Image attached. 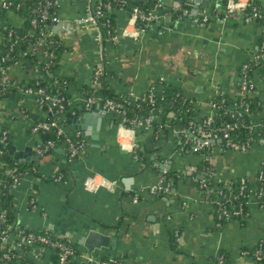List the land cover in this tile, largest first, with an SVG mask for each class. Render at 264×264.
<instances>
[{
  "label": "crops",
  "instance_id": "0c3cea01",
  "mask_svg": "<svg viewBox=\"0 0 264 264\" xmlns=\"http://www.w3.org/2000/svg\"><path fill=\"white\" fill-rule=\"evenodd\" d=\"M4 1L0 0V45L5 26L24 24L20 14L4 10ZM258 1L264 15V0ZM88 2L57 0L55 14L61 23L53 29L68 47L54 71L57 79L71 80L66 81V92L74 104L67 112H91L80 117L83 130H73L66 115L61 118L68 134L79 132L85 139L80 156L68 162L63 141H57L45 158L38 155L36 147L45 139L43 133H33L32 127L54 119L56 114L25 97L17 103L22 106L21 101H25L22 107L27 113L22 114L13 106L10 92L8 99L0 102V130H9L17 150L28 153V159L21 162L33 164L36 170L13 188L19 221L31 230L68 239L79 248L78 238L93 229L118 237L116 248L102 247L93 252L95 261L118 256L124 264H219L218 259L224 255L223 264H257L245 252L264 242V206L252 199L244 219L216 225L214 200L205 197L200 186L211 178L209 170L201 166L199 156L192 151L180 150L182 136L177 127H160L162 118L157 115L151 126L120 130L122 114L93 113L95 106L104 110L97 104L91 110L80 106L86 92H93L101 101L104 86L113 96L129 100L150 88L158 93L181 89L194 98V121L198 122L210 114L209 104L218 91L236 100L239 68L255 59L264 25L228 16L227 0H164L157 11L158 21L140 40H119L116 35L108 41H97L92 27L77 22L85 15ZM183 3H193L196 14L186 10L183 17L174 18L172 10ZM113 18L118 27L127 25L129 12L116 9ZM98 68L104 78L94 90L93 73ZM259 69L253 76L252 96L258 102L252 116L255 124L264 123V75ZM11 73L16 82L26 80L25 84L33 75L22 65ZM140 154L147 160H141ZM209 160L217 183L242 176L256 183L257 173L264 166V140L258 139L247 150L225 149L216 141ZM164 165L178 170L180 179L177 185L172 183V189H177L174 195L160 197L151 194L149 187L159 182ZM94 177L98 185L90 190L88 181ZM113 181L117 183L111 186ZM176 231L180 232V242L175 238ZM53 254L48 248L45 263H53ZM88 259L81 249L75 263Z\"/></svg>",
  "mask_w": 264,
  "mask_h": 264
},
{
  "label": "trees",
  "instance_id": "16d2710c",
  "mask_svg": "<svg viewBox=\"0 0 264 264\" xmlns=\"http://www.w3.org/2000/svg\"><path fill=\"white\" fill-rule=\"evenodd\" d=\"M11 2V5L4 9L15 12L24 17V24L21 26L7 25L5 26V32H11L12 34L7 36L4 39L5 44L1 43L0 45V61L2 57L8 55L9 59L3 62V64L10 65L14 69L15 67L23 66L27 69L30 67H35L36 72L33 73L31 78L27 80V84L37 89L39 87H44L46 92L52 94L58 89L61 84H64L65 81L69 82L71 80H61L57 79L54 75V71L59 63V60L62 54L67 50V45L65 44L63 38L59 33L54 32L52 36V43L49 46V52L51 53L49 61H52L54 64L50 66L48 60H44L42 53L33 49L32 45L34 44L35 38L40 32L44 29V23L53 24V16L56 15V6L49 5L47 0H8ZM108 1L112 2V11H109L106 8ZM92 0L91 7L92 10H97L101 5L102 10L104 11V16L99 18V26L102 31L103 39L108 41L110 36L107 34V30L111 29L112 36L117 35L118 25L113 18V11L116 9L124 8L128 12L132 11L134 6H138L142 9L143 12L147 13L149 10L154 9L158 3L163 6L164 0ZM252 5L260 7L258 0H253ZM160 8H156L158 11ZM194 9L193 3H183L182 5L176 7L174 11V18H181L185 15L187 10L189 14L192 13ZM261 9V7H260ZM248 10L244 13L246 14ZM110 13L112 18H110ZM46 15L47 18L42 20V16ZM33 19H37L36 24L32 23ZM257 23L264 25V15L256 19ZM108 23L109 26H108ZM143 23L141 22V25ZM34 32V33H33ZM41 51V48H40ZM259 53H264V34L261 36L259 41ZM261 60V59H260ZM255 60L248 63V67L243 69L244 64L239 68V85L242 79L252 78L254 76V71L259 69L260 72L264 75V59L261 60L262 66L254 64ZM11 69V70H13ZM48 69L49 72H45ZM11 72L8 77V81L11 83V86L8 87V90L5 94L0 95L1 100L8 99V93L12 89L22 88L25 85V81L20 80L16 82L15 78L11 76ZM46 80H42V79ZM104 78V76L102 77ZM37 80L41 81V84H37ZM56 80L58 82H56ZM50 83V86H49ZM105 96H113L110 92V89L106 86L102 88ZM59 93L69 97L67 92L64 90H59ZM150 91H147L143 94L144 99L136 101L134 104H125L123 108V114L127 118L125 124L126 126H132V119H143L144 115L148 112L154 113L155 110H159V114L162 118V124L164 127L174 128L179 127L180 129L186 128L189 121L194 119L195 109H194V98H189L184 95L181 89H165L162 93H156L154 95L155 102H150L149 98ZM241 95H237L236 100H230V97L224 92L220 91L213 97V101H216L219 105V110L213 114V125L212 127L224 126L226 124L238 123V127L234 128L231 131L230 139L232 142H237L239 144H247L248 149L257 142L261 134H264V127L258 132L251 131L248 126L252 122V116L257 110V101L253 96H248L245 98V101L250 105V112L252 116L247 114H240L238 112V107L240 103ZM223 101V102H222ZM173 112L174 117H169V113ZM58 116L53 117L54 119ZM166 127V128H167ZM207 127V126H206ZM2 129H7L3 127ZM45 140L55 138V131L50 130L42 134ZM2 131H0V149L3 151L1 156L0 163V230H5L7 234L15 235L17 232H20L21 235L30 237L29 239L33 240L39 245L47 246L46 242H42L39 239V236H45L53 241H59L72 246L75 254L80 253L81 249L79 247H74L71 241L68 239H61L53 236L48 231H35L29 228H26L20 221L17 211V205L14 200L13 188L15 180H21L24 176L35 174V166L33 164H25L21 162L22 160L16 158L14 154H11L8 150V146L13 145L12 139L8 138L3 143L1 142ZM227 141V139H226ZM225 140L222 141V146L225 149H234L227 148L224 146ZM50 152V151H49ZM49 152L44 154V158L49 154ZM199 156L201 160V166H204L206 169L213 171L214 168L209 159H205V156L211 155L210 149H204L198 153L192 152ZM141 157V154H140ZM205 159V160H204ZM141 160H147V158H142ZM12 171V172H11ZM260 173V170L257 173V177ZM256 183L250 182L246 176L237 177L231 179L228 183L219 182L217 183L213 177L207 178V186L203 189L205 190L204 196L213 199L216 206L215 211V222L216 225H223L225 222L231 221L233 219L242 220L243 217L247 216L249 213V201L250 194L257 191L258 186L263 188L264 192V178L257 180ZM180 179V174L178 170L169 168L166 174V180L177 185ZM245 182H242V180ZM243 187V191H241ZM222 191V193H220ZM224 194V195H223ZM215 195V196H213ZM238 195V198L233 199L231 202H227L229 198ZM261 205V204H260ZM263 206V205H262ZM32 207V204L30 205ZM241 209L243 215L232 214V216L227 219L223 214L225 210H237ZM3 215V216H1ZM2 235H0V264H38L31 258V246L27 242H24L22 245V250L19 251L14 247H11L10 244L2 247ZM259 245V244H258ZM258 245L253 249L249 250L248 254L253 256L254 252L258 249ZM59 250L56 248V253L51 256V260L54 264H59L60 256ZM224 256V255H223ZM226 257V256H225ZM119 261H123L122 257H115ZM109 258H102L101 261H107ZM100 262L99 264H102ZM264 263V258L262 259ZM69 264H76L75 261H71ZM124 264V263H123ZM227 264V263H226Z\"/></svg>",
  "mask_w": 264,
  "mask_h": 264
},
{
  "label": "built area",
  "instance_id": "2783aa9c",
  "mask_svg": "<svg viewBox=\"0 0 264 264\" xmlns=\"http://www.w3.org/2000/svg\"><path fill=\"white\" fill-rule=\"evenodd\" d=\"M92 0H89L87 5V11L84 16H81L77 19V22L89 27H92L95 30V39L97 41H102L103 35L101 28L99 26V18L101 16H104V11L101 8V5L97 8V10H92L91 5ZM123 2H126L124 0ZM253 0H227L225 12L228 16H239L242 17L244 21L251 22L253 20H256L257 18H260L263 16L262 10L260 7L252 5ZM47 3L49 5L57 6V0H47ZM4 8H8L11 5V2L8 0H5L2 3ZM162 5L158 3L154 9L149 10V12L145 13L142 11V9L138 6H134L132 8V11L129 12V19L127 22V25H125L124 29V36H128L134 40H140V38L144 35L146 31H148L150 28H152L156 22L159 19V15L157 13L156 8H160ZM106 8L109 11H112V2L108 1L106 4ZM246 10V14L244 13ZM188 12V11H186ZM47 18L46 15L42 16V20H45ZM110 18H112V15L110 13ZM53 24L50 25L49 23H44V29L40 32L39 35L36 36L34 44L32 45V48L41 52L42 56L44 58H47L46 60L49 61L51 53L49 52V46L51 45L52 36L54 34V27L58 24H60V19L58 16H53ZM204 20L207 21V16L204 17ZM37 19H33L32 23L36 24ZM141 22L143 23L141 25ZM110 23H108L109 26ZM34 33V32H33ZM162 33V31H160ZM12 33L9 32L8 35L10 36ZM107 34L110 36L111 39H114L115 36H112L111 29L107 30ZM7 33L2 34V43L5 44L4 39L7 38ZM41 48V51H40ZM264 53H257L255 57L254 64L258 65V67L262 66L261 60H263ZM8 55H5L2 57V60L0 61V95L5 94L8 90V87L11 86V83L8 81L9 74L11 72L12 66L3 64L6 60H8ZM261 59V60H260ZM51 64H54L52 61H49L47 63L48 66ZM248 63L244 64L243 69H246L248 67ZM32 73H35V67L29 68ZM45 72H49L48 69L45 70ZM103 77V71L101 68H98L93 73V79H92V86L93 89L96 90L98 87L101 86L102 78ZM42 80H46L45 78ZM37 84H41L40 80L36 81ZM56 82H58L56 80ZM50 86V83H49ZM64 90L66 92L67 89V82L65 81L64 84H61L58 89L55 91V93H48L44 89V87H39L37 89L33 88L29 84H25L22 88H19L20 92L23 94V97L25 98H33L35 102H37L41 107L47 108L49 111H52L54 108L56 109L55 114L58 116L55 119L43 121V122H37L32 127L33 133H46L50 130L55 131V138L44 140V142L36 147V152L38 155L42 156L45 153L49 152L52 148H54L57 144V141H63L64 144H66V158L68 162H73L75 159H77L80 156V153L84 150L86 142L83 136L78 132L74 135L68 134L65 131L63 122L61 121V118L64 116L67 110L72 107L74 104L73 100H71L70 97H66L65 95L59 93V90ZM255 89V82L252 78H244L241 80L239 85V94L240 97V103L238 107V112L240 114H247L248 116H252L250 112V105L245 101V98L248 96H252ZM148 91L150 102L154 103V95L157 93V91L154 88H150ZM218 91L217 93H219ZM216 93V94H217ZM141 99H144L143 95L137 97L135 100H129L125 98H120L116 96H104L101 101H97L95 99V95L93 92H86L84 94L82 106L80 108H83L84 110H91V108L97 104L101 106L104 110L107 112H113L115 114H122L123 120L119 123L120 130H134L137 126H151L153 123H155L156 118V110L154 113H146L143 117V119H132L131 124L132 126H126L125 122L127 118H125L123 114V108L125 104H134L136 101H139ZM223 102V101H222ZM22 106L25 105V101H21ZM20 105V104H19ZM210 108L211 112L206 117L202 118L200 121L195 122L194 119H191L187 125L186 128L180 129L177 127V130L180 132L182 139L180 141L179 148L181 151H192L195 153H198L204 149H210L212 150L213 143L212 140H218L227 141L225 142L224 146L227 148H234L239 150H247L248 146L247 144H239L237 142H232L230 139L231 131L238 127V123L233 124H226L224 126L219 127H212L213 125V114L219 110V105L216 101L211 100L210 102ZM22 106H16L15 109L21 110L22 114H26L27 109L25 110ZM169 117H174V113L170 112ZM207 126V127H206ZM160 127H164L163 124L160 125ZM264 127V123H257L255 124L252 120L251 124H249L248 128L253 132H258L261 130V128ZM175 128V127H174ZM2 131V137L1 142L3 143L6 139L11 138L10 132L8 129H1ZM259 139L264 140V134H261L259 136ZM133 149V148H132ZM3 151L0 149V163L1 156ZM211 155L205 156V159H210ZM204 159V160H205ZM168 169L163 168V172L161 175V178L159 182L155 183L154 185H151L149 187V192L151 194H154L156 196H163L166 194H169L172 192V184L166 180V174ZM12 172V171H11ZM212 171L209 170V175L212 177ZM97 176V174H96ZM264 178V166L260 168V173L257 177V180H261ZM60 179V177L57 178V180ZM242 182H245L243 179ZM19 183V180H15V184L17 185ZM117 183V181L110 182V185L113 186ZM98 184H96V179L89 178L88 181V188L90 190H94L97 187ZM200 186L202 188L207 186L206 181H203L200 183ZM244 189L241 187L242 192ZM222 193V191H220ZM224 195V194H223ZM249 201L247 204L251 202L252 199L256 200L258 204H261V206H264V192L263 188L261 186H258L257 191L249 195ZM238 198V195H235L234 197H231L228 199L227 202H231L233 199ZM134 201H138V197H134ZM33 203V201L31 202ZM215 203V202H214ZM223 214L226 216L227 219H229L232 214L236 215H243L241 209L237 210H225ZM3 216V215H1ZM0 235H2V247H5L6 245H9L11 247H14L15 249L21 251L22 245L24 242H27L30 244L31 251V258L38 264H47L45 263L44 256L45 252L48 248L52 249L54 253H56V248L59 250V256L60 261L59 264H69L71 261H75L76 255L75 252L72 249V246L63 242L59 241H53L45 236H39V239L42 242H46L47 246H42L37 244L36 242H33V240L29 239L30 237H26L20 234V232H17L15 235L7 234L5 230H0ZM177 241L180 240V232L176 231L174 234ZM180 242V241H179ZM248 253V252H245ZM88 256V255H87ZM253 257L255 258L256 263L262 262V259L264 258V242L259 243L258 249L254 252ZM107 261H101V260H93V258L89 257L88 261L91 264H99L102 262V264H123V261L117 260L115 257H108ZM226 261L225 256L221 255L218 259L219 264H223ZM48 264H54V263H48Z\"/></svg>",
  "mask_w": 264,
  "mask_h": 264
},
{
  "label": "water",
  "instance_id": "95a60500",
  "mask_svg": "<svg viewBox=\"0 0 264 264\" xmlns=\"http://www.w3.org/2000/svg\"><path fill=\"white\" fill-rule=\"evenodd\" d=\"M199 1V0H197ZM193 13L196 14V10H193ZM62 25V24H61ZM60 27V26H57ZM124 29H125V25H120L117 28V38L119 40L125 39V40H133L132 38L128 37V36H124ZM47 58H44V60H46ZM101 66V65H100ZM105 63H104V68H105ZM9 96L11 97V99L14 100L13 102V106L16 107L17 103H18V99L23 97V94L20 91H15V90H11L9 93ZM56 109L54 108L51 111V114H55ZM68 111V110H67ZM66 111V112H67ZM101 112V113H107L106 110H100L98 106L94 107L93 113L96 112ZM158 111V110H156ZM91 113V112H89ZM89 113H80V114H72V113H65L64 116L66 115V118L68 120V122L71 124V127L73 128V130H83V126L81 125V120L80 117H86L89 115ZM218 141V140H217ZM212 142H216V140H212ZM30 148H27V151ZM8 150L11 154H14V156L18 159H21L22 161L25 159H28V157L26 156L28 153L25 152H21L18 151L16 146L10 145L8 146ZM25 156V157H24ZM212 162H214V160H212ZM163 165V164H162ZM162 168H165V165L162 166ZM198 169L196 168V171ZM199 171V170H198ZM201 173V172H200ZM200 178H204V175H201ZM177 191L176 188L172 189V192L167 194V196H170L171 194H175ZM176 197V195H175ZM118 242V237H112L107 235L106 233H103L100 230H90L87 234H85L84 236H81L80 238H78V243L80 248L82 249V251L84 253H86L89 257H92L93 252L96 249H100L102 247H113L116 248ZM76 264H91L89 261L87 262H82V263H76Z\"/></svg>",
  "mask_w": 264,
  "mask_h": 264
}]
</instances>
